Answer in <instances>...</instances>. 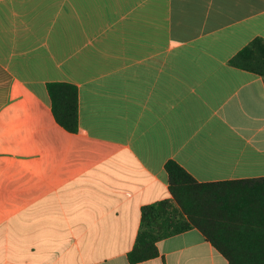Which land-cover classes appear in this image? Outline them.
Returning a JSON list of instances; mask_svg holds the SVG:
<instances>
[{
  "label": "crops",
  "instance_id": "obj_1",
  "mask_svg": "<svg viewBox=\"0 0 264 264\" xmlns=\"http://www.w3.org/2000/svg\"><path fill=\"white\" fill-rule=\"evenodd\" d=\"M264 0H0V264H229L197 230L129 261L168 161L200 183L264 178ZM79 91V131L47 84Z\"/></svg>",
  "mask_w": 264,
  "mask_h": 264
},
{
  "label": "trees",
  "instance_id": "obj_2",
  "mask_svg": "<svg viewBox=\"0 0 264 264\" xmlns=\"http://www.w3.org/2000/svg\"><path fill=\"white\" fill-rule=\"evenodd\" d=\"M230 64L264 77V39H254ZM47 90L56 122L77 133L78 87L51 82ZM165 169L171 199L141 209L130 262L156 258L158 242L197 229L229 264H264V178L200 183L175 161H168Z\"/></svg>",
  "mask_w": 264,
  "mask_h": 264
}]
</instances>
